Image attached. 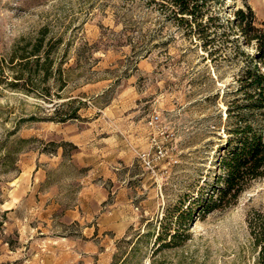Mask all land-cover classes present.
<instances>
[{
  "label": "rangeland",
  "instance_id": "obj_1",
  "mask_svg": "<svg viewBox=\"0 0 264 264\" xmlns=\"http://www.w3.org/2000/svg\"><path fill=\"white\" fill-rule=\"evenodd\" d=\"M207 6L202 23L217 38L204 47L195 24L149 0H0V80L11 79L14 46L44 32L60 39L66 82L59 89L55 71L44 101L41 86L27 95L0 81V264L253 263L248 217L264 212V176L153 254L160 222L173 224L175 208L224 174L217 158L236 123L227 107L243 103L234 91L245 64L232 35L220 36L224 21L249 6L264 22V0ZM71 99L77 119L49 120ZM263 112L253 118L264 134ZM153 141L167 155L147 169L137 152Z\"/></svg>",
  "mask_w": 264,
  "mask_h": 264
},
{
  "label": "trees",
  "instance_id": "obj_2",
  "mask_svg": "<svg viewBox=\"0 0 264 264\" xmlns=\"http://www.w3.org/2000/svg\"><path fill=\"white\" fill-rule=\"evenodd\" d=\"M208 1L149 0L168 14H172L177 21L184 22L190 29L195 24L204 47L217 38L215 28L202 23L205 16L209 21L212 19V14H208ZM214 17L220 18L218 15ZM231 17L232 19L224 21L228 34L223 32L220 36L232 35V40L228 42L239 45L238 53L244 56L245 64L239 70L237 88L234 91L236 95H242L243 103L227 107V117L236 118V123L228 130L229 138L220 148L221 154L217 158V167L224 174L222 180L216 182L209 192L200 191L199 196L189 201L184 209L175 208L173 224L164 226L165 224L160 222L159 231L155 235L156 248L153 254L165 247H178L189 236L190 224L195 218L215 208L231 204L251 181L264 176V134L263 129L254 124L253 118L255 112L264 111V22L256 24L249 6L234 10ZM212 27L214 30L210 32ZM59 43V38H47L46 34L41 32L33 41L26 40L17 44L8 58L11 79L3 77L0 81L10 89L27 95L41 86L45 91L40 95L42 100L53 101L49 88L45 86L50 78H57L55 83H59V89H63L66 84L61 80V65L55 62ZM245 49L250 52H244ZM55 71L58 74L56 78ZM56 97L61 98L58 94ZM75 102L81 104L74 99L54 103V112L49 116V120L63 123L77 119V110L70 108ZM232 109L239 112L235 113ZM164 216L166 218V214ZM248 227L253 246L256 248L252 264H264V212H252L248 217ZM164 231L167 242L162 234Z\"/></svg>",
  "mask_w": 264,
  "mask_h": 264
},
{
  "label": "built area",
  "instance_id": "obj_3",
  "mask_svg": "<svg viewBox=\"0 0 264 264\" xmlns=\"http://www.w3.org/2000/svg\"><path fill=\"white\" fill-rule=\"evenodd\" d=\"M158 116L153 115L150 118L149 125H156L158 123ZM167 155V150L158 146L155 141L152 142V150L143 152V150L137 152V157L141 162L142 166L147 169H152L155 166V163L163 160Z\"/></svg>",
  "mask_w": 264,
  "mask_h": 264
}]
</instances>
